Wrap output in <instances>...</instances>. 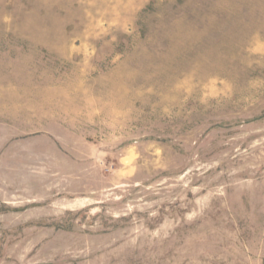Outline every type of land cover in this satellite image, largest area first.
Returning a JSON list of instances; mask_svg holds the SVG:
<instances>
[{
	"label": "rangeland",
	"instance_id": "374dc122",
	"mask_svg": "<svg viewBox=\"0 0 264 264\" xmlns=\"http://www.w3.org/2000/svg\"><path fill=\"white\" fill-rule=\"evenodd\" d=\"M0 264H264V0H0Z\"/></svg>",
	"mask_w": 264,
	"mask_h": 264
}]
</instances>
